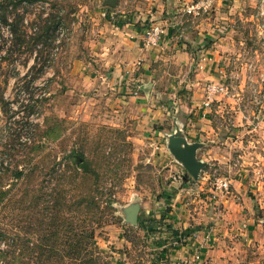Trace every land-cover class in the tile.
Here are the masks:
<instances>
[{
  "label": "rangeland",
  "instance_id": "obj_1",
  "mask_svg": "<svg viewBox=\"0 0 264 264\" xmlns=\"http://www.w3.org/2000/svg\"><path fill=\"white\" fill-rule=\"evenodd\" d=\"M250 4L234 10L225 70L208 83L224 86L214 99L220 105L215 125L232 129L230 138L219 137L228 141L233 169L218 167L216 176L233 173L244 162L248 174L264 178V16L259 0ZM19 7L27 19L22 31L28 30L20 44L0 21V96L9 103L0 101V226L35 240L38 235L28 228L39 227L38 217L46 208L53 211L58 198L61 204L54 211L78 228L66 250L82 254L85 246L96 244L100 248L95 250L115 264L128 252L124 236L132 248H140L137 252L146 246L139 218L132 223L127 208L145 202L160 190L162 177L175 172L165 167L168 161L160 157L149 122L110 84L109 70L92 51L105 35L100 30L108 12L103 15L102 0H24ZM182 8L176 7L174 15L186 25L187 36L193 26ZM48 13L59 27L36 44L35 29L29 28H40V15ZM81 152L94 160L99 177L75 175L73 159ZM17 170H23L22 177ZM97 181L99 194L101 188L104 193L100 206L78 204L92 195ZM263 196L256 198V214L264 222ZM92 231L94 238L88 239ZM239 254L242 261L236 264H264V246L241 247Z\"/></svg>",
  "mask_w": 264,
  "mask_h": 264
},
{
  "label": "crops",
  "instance_id": "obj_2",
  "mask_svg": "<svg viewBox=\"0 0 264 264\" xmlns=\"http://www.w3.org/2000/svg\"><path fill=\"white\" fill-rule=\"evenodd\" d=\"M193 1L198 0H102L103 15L108 12L100 30L105 35L92 51L109 70L110 84L134 101L143 122H149L160 157L168 161L165 167L175 172L163 176L160 190L138 205L145 250L137 252L124 236L128 252L115 264H236L242 261L241 247L264 246V222L256 214L264 178L248 174L249 164L241 161L237 171L216 176L218 167L233 169L228 141L219 137L230 138L232 129L215 125L217 100L204 105L209 81L225 70L234 10L254 0H212L211 10L192 22L183 40L182 23L174 14L176 7ZM155 23L169 27L168 33L158 46L146 47L144 30ZM179 135L183 148L198 144L195 155L204 163L198 178L169 147ZM217 179L229 181V190L217 188Z\"/></svg>",
  "mask_w": 264,
  "mask_h": 264
},
{
  "label": "trees",
  "instance_id": "obj_3",
  "mask_svg": "<svg viewBox=\"0 0 264 264\" xmlns=\"http://www.w3.org/2000/svg\"><path fill=\"white\" fill-rule=\"evenodd\" d=\"M28 1L32 3L34 0ZM22 2H24V0H0V21H4L10 25L13 37L17 39L19 44L24 39V34L28 33V30L22 31L21 27L25 23V20H27L26 14L23 13L19 7ZM38 21L39 24L43 23L40 28L36 29V26L29 28L30 30L35 29V36L33 38L36 44L44 42L45 37L50 38L51 34L49 33H55L56 29L59 27V22L56 21L50 13L46 16L41 14ZM48 34L49 36H47ZM0 101L4 104H9L3 96H0ZM75 154L72 152L68 154L67 157L72 159V156H75ZM76 157L77 158L73 159V170L77 177H82L87 174H94L97 177L100 176V172H97L95 168L93 159L87 158L84 152L79 153ZM15 174L17 177H22L24 172L23 170H17ZM97 183L98 185L95 190H93L92 195L89 194V196L79 198L78 204L88 203L96 208L100 206L99 197L104 193L101 188L99 194L100 187L98 181ZM57 199H55V202L53 203V211H49L51 208H49V210L46 208L47 212H42L38 217L37 225L40 226L36 229L28 228V231L31 232V234L38 235V238L35 240L28 236L22 239V236L19 234L20 232L0 226V264L112 263V260H105L102 254L95 250V248H100L99 246H96V244L91 247L89 245L85 246V250L82 254L81 252H75L74 250H66V247L68 249V246L72 245L71 242L77 235L78 228L73 221L62 216L59 213V210L54 211V208L61 204ZM94 235L95 232L92 231V234H89L88 239H93Z\"/></svg>",
  "mask_w": 264,
  "mask_h": 264
},
{
  "label": "built area",
  "instance_id": "obj_4",
  "mask_svg": "<svg viewBox=\"0 0 264 264\" xmlns=\"http://www.w3.org/2000/svg\"><path fill=\"white\" fill-rule=\"evenodd\" d=\"M212 0H198L186 4L181 10L186 17V21L194 22L195 19L201 17L204 14H207L212 8ZM259 13L264 16V0H260L259 3ZM8 25V33L13 36L10 25ZM169 27L164 26L163 24L155 23L149 26H146L144 30V41L146 47H155L161 43L163 36L168 33ZM187 27L183 24L180 25L179 36L182 37L186 33ZM224 90V86L221 84L210 83L207 86L206 101L204 105L208 108L214 102L215 95L218 92ZM216 187L224 190H229L230 182L227 180L217 179ZM187 264H197L196 261H189Z\"/></svg>",
  "mask_w": 264,
  "mask_h": 264
},
{
  "label": "water",
  "instance_id": "obj_5",
  "mask_svg": "<svg viewBox=\"0 0 264 264\" xmlns=\"http://www.w3.org/2000/svg\"><path fill=\"white\" fill-rule=\"evenodd\" d=\"M111 4L115 2L110 1ZM183 137L181 135L174 137L172 143L169 145L173 155H176L179 159H181L185 166L187 167L188 171L195 177L198 178L201 169L204 167V163L198 161L196 157V149L198 144L188 145L185 144V148L181 146L183 142ZM138 213H139V206L135 205L129 209V220L136 223L138 220Z\"/></svg>",
  "mask_w": 264,
  "mask_h": 264
}]
</instances>
